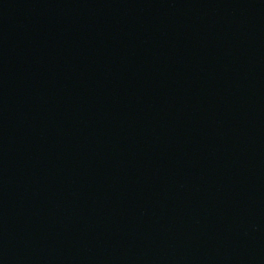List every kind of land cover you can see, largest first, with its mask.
Listing matches in <instances>:
<instances>
[{"label":"water","instance_id":"95a60500","mask_svg":"<svg viewBox=\"0 0 264 264\" xmlns=\"http://www.w3.org/2000/svg\"><path fill=\"white\" fill-rule=\"evenodd\" d=\"M0 264H264V0H0Z\"/></svg>","mask_w":264,"mask_h":264}]
</instances>
